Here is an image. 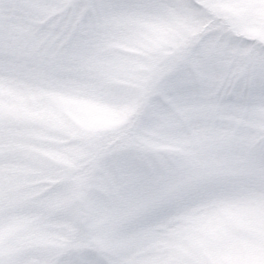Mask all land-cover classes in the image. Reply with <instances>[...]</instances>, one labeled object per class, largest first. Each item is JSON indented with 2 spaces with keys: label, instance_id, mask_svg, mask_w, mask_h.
<instances>
[{
  "label": "snow or ice",
  "instance_id": "obj_1",
  "mask_svg": "<svg viewBox=\"0 0 264 264\" xmlns=\"http://www.w3.org/2000/svg\"><path fill=\"white\" fill-rule=\"evenodd\" d=\"M0 264H264V0H0Z\"/></svg>",
  "mask_w": 264,
  "mask_h": 264
}]
</instances>
